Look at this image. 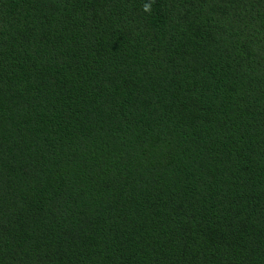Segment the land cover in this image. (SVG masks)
<instances>
[{"label": "trees", "instance_id": "obj_1", "mask_svg": "<svg viewBox=\"0 0 264 264\" xmlns=\"http://www.w3.org/2000/svg\"><path fill=\"white\" fill-rule=\"evenodd\" d=\"M0 264H264V0H0Z\"/></svg>", "mask_w": 264, "mask_h": 264}]
</instances>
